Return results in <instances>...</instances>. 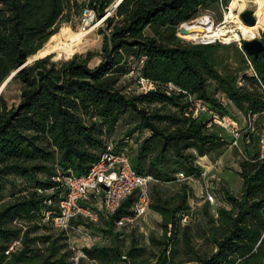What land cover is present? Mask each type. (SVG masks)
Returning a JSON list of instances; mask_svg holds the SVG:
<instances>
[{
	"label": "trees",
	"instance_id": "trees-1",
	"mask_svg": "<svg viewBox=\"0 0 264 264\" xmlns=\"http://www.w3.org/2000/svg\"><path fill=\"white\" fill-rule=\"evenodd\" d=\"M113 1L86 0L80 4L77 0H0V86L15 71L11 82L21 84L17 106H10L4 93L0 95V197L7 188L6 182L13 185L12 199L0 208V264H71L70 251H61L55 242L47 253L37 251L33 244L40 239L48 241L50 236L28 239V231L24 233L23 247L7 253L20 237L21 230L14 229L13 223L36 215L44 221V211L49 207L45 200L52 198L55 202L63 192L56 178L69 170L79 176L87 174L107 149L103 125L112 131L126 113H137L152 131L142 146L141 156L155 139H159L160 150L152 160L154 170L144 171L140 159L134 167L153 175L158 180L155 183L163 184L177 179L179 171L168 163L171 158H176L188 176L202 174L195 164L197 156L185 154L184 149L195 148L201 157L226 141L230 144L219 128L207 126L208 119L186 114L187 95L202 98L222 115H230L208 89L209 81L214 80L245 114H261L264 109V52L252 57L257 75L252 74L247 80L257 88L251 90L215 68L214 45L188 44L178 35L184 23L219 0H116L114 15L105 19L106 27L101 29L104 39L102 52L98 53L99 64L90 66L96 54L89 51L85 56L76 54L59 63L51 62L52 55H48L23 66L73 14L80 17L86 4L101 17ZM132 72H140L156 88L147 93L126 92L127 86L121 81ZM169 83L180 90L170 92ZM152 104H167L177 111L150 114L147 106ZM158 121L169 122L174 129L169 131ZM248 135L249 143L247 135L242 139L245 158L239 171L243 179L241 196L227 191L225 200L230 206L218 208L216 224L211 228L214 252L209 256L197 254L189 261L264 264V162L258 159L255 134ZM17 179L23 182L19 189ZM182 183L173 195L160 187L153 190L150 207L162 217L163 240L158 242L163 248L152 264H171L175 251L173 235L187 224L181 222L180 215L190 209V191L188 182ZM38 189L54 192L47 196ZM137 198L138 192L130 195L112 219L132 215ZM84 251L89 259L100 258L106 263L121 256L118 246ZM129 253L131 257L135 255L134 250Z\"/></svg>",
	"mask_w": 264,
	"mask_h": 264
},
{
	"label": "rangeland",
	"instance_id": "rangeland-1",
	"mask_svg": "<svg viewBox=\"0 0 264 264\" xmlns=\"http://www.w3.org/2000/svg\"><path fill=\"white\" fill-rule=\"evenodd\" d=\"M77 1L82 4L86 0ZM233 2L234 0H219V2L210 7L202 9L193 20L206 18L212 21L216 28L224 27L225 29H232L242 21L240 14H238V18L236 19L232 20L228 18ZM114 6L115 4L109 8V13H111ZM246 9H254L257 16V23L252 26L248 25L257 29L258 35L253 38L264 40V26L260 23L259 18L264 10V5L252 2L250 7ZM114 13L111 15H114ZM111 15H108V17ZM105 27L104 21L97 22L88 27L87 29H91L85 32L82 30L83 27L79 15L73 14L70 21L64 22L59 30L51 36L52 38H49L48 42L60 44L57 50L49 54L52 55L51 62H64L70 60L76 54L85 56L91 51L96 56L91 61L90 66H96L101 60L98 53L102 52L104 33L101 29ZM193 32L199 35L200 39H190L186 35L180 36V39L188 44H204L201 41L217 39L211 43L214 45L212 55L215 68L225 77L236 78V83L239 86H246L251 90L257 88L256 85L247 80V77H252L253 75L242 51V39L244 36L241 35L240 39L227 38L225 36H212L208 38L205 30H193ZM57 38L59 39L58 41H56ZM44 47L45 43L41 49ZM30 58L28 60L32 61L33 59ZM136 75L137 72H134L133 75L129 74L122 78L121 84L127 86L126 92L136 91ZM208 89L211 95L230 112V115L237 118L240 126L245 127L246 114L244 111H240L228 99L219 84L214 80H210ZM2 93H4L10 106H17L21 101V84L19 82H11L10 80ZM147 109L150 114L174 113L177 111L175 107L167 104H152L147 106ZM87 121L89 122L88 117ZM97 121L100 122V120ZM157 124L168 128L169 131L174 129L169 122L158 121ZM259 124L260 121H258L257 126ZM103 131L106 144L111 145L116 150L125 152L134 166L136 161L140 159L144 171L149 172L154 170L152 160L156 159L159 154V139L150 141L146 154L141 156L142 146L146 140L151 138L152 131L143 125V121L137 113L129 111L116 123L112 131H108L106 125H103ZM221 133L226 139L231 138L226 131L221 130ZM254 134L256 138L255 143L257 144L258 136L256 132ZM241 149L242 152L237 147L227 145L226 141L220 147L210 149L206 158H201L203 156L198 157V152L195 148L183 150L185 154L197 156L195 164L200 167L202 174L197 177L194 176L187 181L190 191L189 205L192 207V215L188 219L187 224L181 226L178 229V233L173 235L174 240L171 243L172 250L175 249V251L171 264H196L195 260H189L196 258L197 254L209 256L214 252L216 245L211 238V228L216 224L218 208L230 206L225 200L227 191L239 197L243 191V179L239 174L241 162L245 158L243 144H241ZM171 155H173V152H171ZM175 159L171 158L168 162L171 165L170 167L177 172L183 170L181 165L175 162ZM15 182L18 185L17 189L23 186V182L20 179H17ZM6 183L7 188L4 195L0 197V208L4 203L12 199L13 185L11 182ZM182 185L183 183L177 181V179L170 183H153L149 186L150 199L152 200L153 190L156 187H160L161 191L168 193V195H173L181 189ZM206 191H210L215 195L214 203L205 200L203 192L206 193ZM159 215V213L149 206L147 214L144 217L134 222L119 225L117 223L118 219L114 220L112 217L102 214L97 222H83L84 229L90 232L93 237V240L90 242H85L79 233L64 232L57 229L51 223L42 221L39 215L31 219L19 218L14 221L13 227L14 229L21 230L20 237L15 239V241H20L18 249L23 247L22 240L25 231H28V239L48 235L50 236L48 241L37 240V243L33 244V247L37 248V251L47 253L48 248L55 242L56 245L61 247V251H70L68 260L71 264H152L157 260L163 248L158 242L163 240L162 220ZM116 246L120 248L121 256L116 261L108 263L100 258L91 260L84 251L85 248L91 247L112 248ZM132 250H134L135 255L131 257L129 252ZM82 252L85 256L81 255Z\"/></svg>",
	"mask_w": 264,
	"mask_h": 264
},
{
	"label": "built area",
	"instance_id": "built-area-1",
	"mask_svg": "<svg viewBox=\"0 0 264 264\" xmlns=\"http://www.w3.org/2000/svg\"><path fill=\"white\" fill-rule=\"evenodd\" d=\"M115 1L110 4L106 9L107 12L101 17L98 16L95 8L86 4L80 16L83 29H87L94 23L105 21L108 15L116 11L118 5H115L109 13V8L115 4ZM178 35L183 36L180 32ZM216 40L206 39L201 42L210 44ZM242 51L251 73L257 75L252 56H249L243 49ZM133 74L134 72L130 75ZM135 78L137 93H147L156 88L155 83L140 72ZM167 87L170 92L180 90L173 83H169ZM261 92L264 99V85L261 87ZM187 99L189 101V107L186 111L188 116L208 119L207 126L209 128H219L226 131L231 137L229 145L239 148L241 152L242 139L247 135L246 141L249 143L250 136L248 134L256 132L258 136V159L264 162V109L261 114L249 111L245 115V127H241L236 117L222 115L204 99L192 94L187 95ZM258 121L260 124L257 126ZM243 131L245 132L243 133ZM176 176L178 181H188L193 178L183 171H179ZM56 179L61 182L63 192L55 202L52 198L45 200L49 207L44 211V221L51 222L54 227L64 232L79 233L85 242L92 241L93 237L90 232L84 229L83 222H97L102 214L112 217L121 208L123 202L135 192H138V198L132 206L133 214L120 217L117 223L124 225L144 217L151 202L149 186L158 181L151 174L139 172L125 152L116 150L111 145H108L100 159L91 166L87 174L79 176L69 170ZM38 192L48 196L54 191L53 189H38ZM203 194H205L206 201L214 203L215 195L212 192L206 191ZM51 207H56V210ZM191 215L192 209L190 208L180 215L181 222L186 224ZM19 245L20 241H15L7 253L17 249ZM81 255L85 256L83 252Z\"/></svg>",
	"mask_w": 264,
	"mask_h": 264
},
{
	"label": "bare ground",
	"instance_id": "bare-ground-1",
	"mask_svg": "<svg viewBox=\"0 0 264 264\" xmlns=\"http://www.w3.org/2000/svg\"><path fill=\"white\" fill-rule=\"evenodd\" d=\"M121 1L122 0H120V2ZM252 2L264 5V0H252V1L234 0L228 18H231L232 20L238 18V14H240L244 9L250 7ZM259 18H260V23L264 26V10L260 14ZM184 28H185V33L183 35H186V37L188 36L190 39H197V40L200 39V36L195 34L193 30H205L208 38H211L212 36H225L227 38L240 39L242 35L244 36L243 39H253V37L258 35L257 29L248 26L243 21H240L239 25L233 27L232 29H225L224 27L216 28L215 24L212 21L206 18H201L196 21H191L185 24ZM90 29L91 28L82 29V30L88 32ZM58 40L59 39L57 38L56 41ZM59 46L60 44L47 42L45 43V47L41 49L37 54L31 56L30 59L45 57L51 54L52 52H54L55 50H57Z\"/></svg>",
	"mask_w": 264,
	"mask_h": 264
},
{
	"label": "water",
	"instance_id": "water-1",
	"mask_svg": "<svg viewBox=\"0 0 264 264\" xmlns=\"http://www.w3.org/2000/svg\"><path fill=\"white\" fill-rule=\"evenodd\" d=\"M241 20L247 25H255L257 23V17L255 16L254 9H245L240 13ZM181 35L185 33L184 25L179 29ZM49 40V39H48ZM46 43V42H45ZM242 49L254 58H257L262 52H264V40L261 38L243 39ZM39 51V50H38ZM44 57L33 59L32 61L27 60L23 66H27L32 62ZM17 71L13 72L12 75L1 85L0 95L10 80L15 76Z\"/></svg>",
	"mask_w": 264,
	"mask_h": 264
},
{
	"label": "crops",
	"instance_id": "crops-1",
	"mask_svg": "<svg viewBox=\"0 0 264 264\" xmlns=\"http://www.w3.org/2000/svg\"><path fill=\"white\" fill-rule=\"evenodd\" d=\"M204 157L206 158V155L203 156V157H201V158H204ZM177 181H178V180H177ZM181 182H182V181H181ZM190 208H192L191 205H190ZM159 216L161 217V215H159ZM161 220H162V217H161Z\"/></svg>",
	"mask_w": 264,
	"mask_h": 264
}]
</instances>
